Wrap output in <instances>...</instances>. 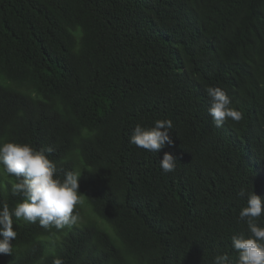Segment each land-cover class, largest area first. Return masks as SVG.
I'll list each match as a JSON object with an SVG mask.
<instances>
[{"label": "trees", "instance_id": "1", "mask_svg": "<svg viewBox=\"0 0 264 264\" xmlns=\"http://www.w3.org/2000/svg\"><path fill=\"white\" fill-rule=\"evenodd\" d=\"M209 86L244 118L215 127ZM161 119L173 144H130ZM6 142L51 147L56 175L82 172L85 203L63 230L13 217L0 264H237L239 213L264 198V0H0ZM14 182L0 165V208L23 201Z\"/></svg>", "mask_w": 264, "mask_h": 264}, {"label": "clouds", "instance_id": "2", "mask_svg": "<svg viewBox=\"0 0 264 264\" xmlns=\"http://www.w3.org/2000/svg\"><path fill=\"white\" fill-rule=\"evenodd\" d=\"M205 92L210 100L208 114L212 117L215 127H222L228 120L241 121L243 113L233 107V101L227 91L221 87L209 86ZM173 122L170 119L156 120L154 126L137 124L130 137V144L150 152H159L167 145L173 144L170 131ZM51 147L37 149L28 143H0V165L3 172L14 176L19 182L12 183V191L23 196L14 209L4 203L0 208V253L13 252L12 241L16 238L13 217L21 218L29 223L39 222L42 228L54 227L63 230L76 225L79 215L74 210L85 203V195L80 192L82 172L72 170L61 179L56 163L49 158ZM176 158L165 153L160 167L165 173L175 170ZM245 190L239 192L244 196ZM247 206L239 213V219L246 221L247 236L244 233L233 235L231 243L238 252L237 264H264V227L256 220L264 213V198L248 193ZM53 264H64L60 257ZM214 264H231L227 253L217 255Z\"/></svg>", "mask_w": 264, "mask_h": 264}]
</instances>
